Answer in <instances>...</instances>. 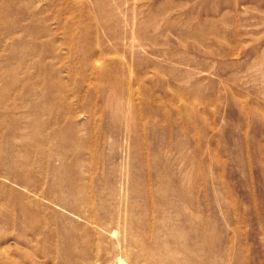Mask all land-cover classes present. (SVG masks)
Instances as JSON below:
<instances>
[{"label": "rangeland", "instance_id": "374dc122", "mask_svg": "<svg viewBox=\"0 0 264 264\" xmlns=\"http://www.w3.org/2000/svg\"><path fill=\"white\" fill-rule=\"evenodd\" d=\"M0 51V264H264V0H0Z\"/></svg>", "mask_w": 264, "mask_h": 264}, {"label": "bare ground", "instance_id": "6f19581e", "mask_svg": "<svg viewBox=\"0 0 264 264\" xmlns=\"http://www.w3.org/2000/svg\"><path fill=\"white\" fill-rule=\"evenodd\" d=\"M7 49H5L4 53L6 52ZM0 54H3V53H1V51H0ZM20 64H21V62H20ZM35 76H36L35 74L32 76L27 75V74H24L23 76L21 75V77H20L21 81H23L24 86L27 85V87H22V89L26 88L27 90H25V91L33 93L34 89L31 87V85L28 81H32ZM5 85H6V87H10V82L6 81ZM0 99L2 100L0 103V166H1L4 159H6V158L8 159V157H5V155L3 153L4 152L3 151L4 146H5L4 145L5 144L4 139L6 137L4 135V132H5V130H8V127L6 128V126H5V122L11 121L13 124V127L8 132L10 135L14 134V135H18L20 137H24L26 134L23 132L24 130H22L20 127V125L23 126V121L15 119L13 113L25 111L29 117L33 116L35 113L34 112H28L25 110L24 102L21 100L22 97H19L17 100L12 99L8 96L7 93L0 91ZM18 124H19V126H18ZM27 128H28V131L32 137H36L39 134V132H41L43 134L48 132V131H46L47 130L46 125L40 126L37 123L35 124L34 121L30 122V126L28 125ZM47 140H48V137H44L43 148L45 146H47L46 145ZM33 148L37 149V148H41V146L39 144H34ZM22 179H24L23 180L24 183H28L24 176L22 177ZM86 218L92 224H94L97 227L104 228L106 226L105 223L102 221V219L97 215V213L94 210H91L89 212V214L86 216ZM110 231L113 232V234H118L117 230L111 229ZM2 241H4V239H2V237H1L0 243H2ZM118 241H120V239H118ZM119 261H121L122 264H127L126 260L123 259L122 257H119ZM92 264H98V262L94 261Z\"/></svg>", "mask_w": 264, "mask_h": 264}]
</instances>
